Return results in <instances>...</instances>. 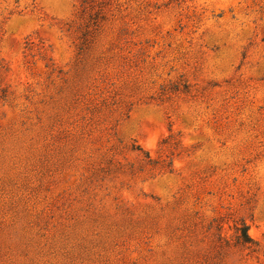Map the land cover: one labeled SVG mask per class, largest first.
<instances>
[{
	"label": "rangeland",
	"instance_id": "374dc122",
	"mask_svg": "<svg viewBox=\"0 0 264 264\" xmlns=\"http://www.w3.org/2000/svg\"><path fill=\"white\" fill-rule=\"evenodd\" d=\"M0 264H264V0H0Z\"/></svg>",
	"mask_w": 264,
	"mask_h": 264
},
{
	"label": "trees",
	"instance_id": "16d2710c",
	"mask_svg": "<svg viewBox=\"0 0 264 264\" xmlns=\"http://www.w3.org/2000/svg\"><path fill=\"white\" fill-rule=\"evenodd\" d=\"M240 237H241L243 242H250L251 241V238L249 237V235L247 233V227L245 225L241 229Z\"/></svg>",
	"mask_w": 264,
	"mask_h": 264
}]
</instances>
